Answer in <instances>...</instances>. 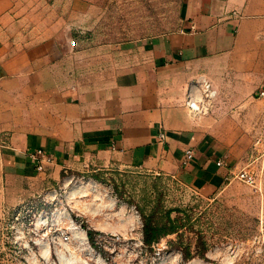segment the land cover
Listing matches in <instances>:
<instances>
[{"label": "crops", "instance_id": "1", "mask_svg": "<svg viewBox=\"0 0 264 264\" xmlns=\"http://www.w3.org/2000/svg\"><path fill=\"white\" fill-rule=\"evenodd\" d=\"M77 9L75 24L36 21L0 0V205L36 174L57 179L83 165L133 167L199 190L226 184L245 149L225 96L242 105L243 92L264 91V0H184L178 30L108 46L90 65L75 41L84 38ZM201 79L217 97L193 118L187 96ZM39 150L52 159L43 173Z\"/></svg>", "mask_w": 264, "mask_h": 264}, {"label": "rangeland", "instance_id": "2", "mask_svg": "<svg viewBox=\"0 0 264 264\" xmlns=\"http://www.w3.org/2000/svg\"><path fill=\"white\" fill-rule=\"evenodd\" d=\"M17 1L30 20L61 17L68 24L79 19L80 6L84 38L75 41L85 65L98 62L108 46L178 30L184 3ZM226 94L228 112L236 115L232 125L245 149L237 170L254 171L258 188L230 179L215 190H199L181 178L133 167L83 165L62 170L57 179L36 174L12 187L0 205V264H264V97L246 91L243 104L236 105L240 98ZM143 215H154V220L171 216L179 235L145 246ZM88 231L94 232V241ZM187 249L190 259L185 258Z\"/></svg>", "mask_w": 264, "mask_h": 264}, {"label": "built area", "instance_id": "3", "mask_svg": "<svg viewBox=\"0 0 264 264\" xmlns=\"http://www.w3.org/2000/svg\"><path fill=\"white\" fill-rule=\"evenodd\" d=\"M72 45L75 46L76 42L73 41ZM260 97H264V91L260 94ZM217 97V91L214 90L212 84L205 80L201 79L196 81L195 85H192L187 96L186 106L193 118L200 117L209 110L210 104ZM164 134H160L159 138L164 139ZM33 157L36 160V171L38 173H43L45 171V164L52 161L51 157H48L44 151L39 150L33 154ZM194 158V152L189 150L186 154V163L191 161ZM219 166H222L223 163L219 162ZM230 179H238L239 181L245 183L246 185L253 187L254 189L258 188L259 179L258 175L252 170H246L245 168L240 170H233L228 177ZM66 235L62 234L61 241L65 239ZM63 239V240H62ZM66 240V239H65ZM143 245V244H142Z\"/></svg>", "mask_w": 264, "mask_h": 264}, {"label": "trees", "instance_id": "4", "mask_svg": "<svg viewBox=\"0 0 264 264\" xmlns=\"http://www.w3.org/2000/svg\"><path fill=\"white\" fill-rule=\"evenodd\" d=\"M143 219V242L147 247H152L169 236H178L180 233L177 220H174L171 216H167L165 219L154 220V215H143ZM93 236L94 232L88 231V237L92 241H94ZM191 257L192 254L189 249H187L185 258L190 259Z\"/></svg>", "mask_w": 264, "mask_h": 264}, {"label": "bare ground", "instance_id": "5", "mask_svg": "<svg viewBox=\"0 0 264 264\" xmlns=\"http://www.w3.org/2000/svg\"><path fill=\"white\" fill-rule=\"evenodd\" d=\"M63 257H64V256H63ZM63 261H64V260H63ZM63 263H64V264H72L70 261H66V260H65Z\"/></svg>", "mask_w": 264, "mask_h": 264}]
</instances>
